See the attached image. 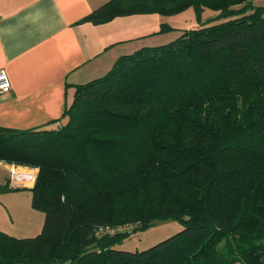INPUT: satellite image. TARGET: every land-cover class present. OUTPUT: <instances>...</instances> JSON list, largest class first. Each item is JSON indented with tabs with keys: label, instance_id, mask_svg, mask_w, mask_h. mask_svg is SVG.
I'll return each instance as SVG.
<instances>
[{
	"label": "trees",
	"instance_id": "trees-1",
	"mask_svg": "<svg viewBox=\"0 0 264 264\" xmlns=\"http://www.w3.org/2000/svg\"><path fill=\"white\" fill-rule=\"evenodd\" d=\"M258 0H110L82 23L193 9L172 42L75 86L53 130L0 127V162L38 169L35 238L0 231V264H264V6ZM242 8H238V7ZM209 10L214 17L203 22ZM25 189L0 186V195ZM184 229L119 245L156 222ZM131 226L117 232L116 227Z\"/></svg>",
	"mask_w": 264,
	"mask_h": 264
},
{
	"label": "crops",
	"instance_id": "crops-1",
	"mask_svg": "<svg viewBox=\"0 0 264 264\" xmlns=\"http://www.w3.org/2000/svg\"><path fill=\"white\" fill-rule=\"evenodd\" d=\"M109 1L0 0V70L8 73L12 86L0 95V127L57 129L66 123L63 116L75 86L104 77L122 56L165 45L180 35L150 36L158 32L151 27L153 20H144L151 15L121 17L98 26L81 22ZM10 166L0 162V186L10 183L25 191L0 195L1 223L7 215L2 203L21 201L18 208L23 206L28 216L41 213L32 208L29 191L36 180L11 183ZM21 169L37 178L38 169ZM44 221L40 217L38 224Z\"/></svg>",
	"mask_w": 264,
	"mask_h": 264
},
{
	"label": "rangeland",
	"instance_id": "rangeland-1",
	"mask_svg": "<svg viewBox=\"0 0 264 264\" xmlns=\"http://www.w3.org/2000/svg\"><path fill=\"white\" fill-rule=\"evenodd\" d=\"M255 5L264 6V0L256 1ZM238 8L242 7L240 6ZM214 15L215 14L213 12L207 10L203 15V22H207L210 18L214 17ZM144 20H153V22L155 23L151 27H155L156 31H160L162 25L164 24H167L172 28L182 30L190 29L193 26H195L196 28L199 25L193 9H189L183 14L171 17L160 15L146 16L144 17ZM170 33H178V31H172ZM27 203L30 204L29 201H27ZM20 205L21 201H13L10 202V204L2 203V209L4 210V212H6L7 215H2V223L0 222V231L16 239L35 238L43 229L42 223L38 224V220L40 217L42 218V221L43 219L45 220V215L43 213H37L34 211L31 216H28L30 214L27 213L26 210H24L23 206L22 208H18ZM28 209L29 208L27 207V210ZM39 227H41L40 230ZM183 229L184 225L180 222L174 220L159 221L156 222L153 227H150L146 231L132 233L123 241L122 245L118 246V249L131 252L144 251L181 232ZM131 230V226L120 228L116 227V229H113L115 233Z\"/></svg>",
	"mask_w": 264,
	"mask_h": 264
},
{
	"label": "built area",
	"instance_id": "built-area-1",
	"mask_svg": "<svg viewBox=\"0 0 264 264\" xmlns=\"http://www.w3.org/2000/svg\"><path fill=\"white\" fill-rule=\"evenodd\" d=\"M12 89L11 81L8 73L5 70H0V95L9 93ZM9 178L11 183H26L29 181H35L36 177L32 174L24 172V169L16 167L14 165L10 166Z\"/></svg>",
	"mask_w": 264,
	"mask_h": 264
},
{
	"label": "bare ground",
	"instance_id": "bare-ground-1",
	"mask_svg": "<svg viewBox=\"0 0 264 264\" xmlns=\"http://www.w3.org/2000/svg\"><path fill=\"white\" fill-rule=\"evenodd\" d=\"M30 182H32V181H30Z\"/></svg>",
	"mask_w": 264,
	"mask_h": 264
}]
</instances>
